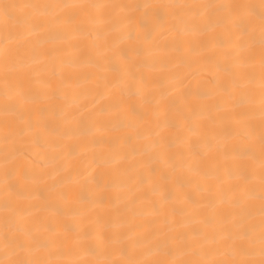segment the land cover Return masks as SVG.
Wrapping results in <instances>:
<instances>
[{
	"label": "bare ground",
	"instance_id": "1",
	"mask_svg": "<svg viewBox=\"0 0 264 264\" xmlns=\"http://www.w3.org/2000/svg\"><path fill=\"white\" fill-rule=\"evenodd\" d=\"M0 264H264V0H0Z\"/></svg>",
	"mask_w": 264,
	"mask_h": 264
}]
</instances>
